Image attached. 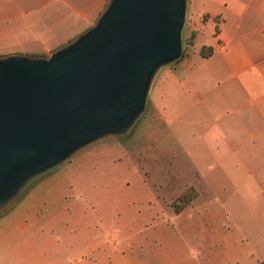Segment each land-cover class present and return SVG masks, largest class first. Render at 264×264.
<instances>
[{
    "label": "crops",
    "instance_id": "1",
    "mask_svg": "<svg viewBox=\"0 0 264 264\" xmlns=\"http://www.w3.org/2000/svg\"><path fill=\"white\" fill-rule=\"evenodd\" d=\"M189 1L201 39L155 72L139 145L111 134L33 179L0 210V264H254L264 257V223L235 205L247 204V188L218 196L210 221H186L200 193L217 195L211 168L238 180L242 169L264 165V0H201L198 10ZM201 44L212 47L206 57ZM132 153L147 162L142 155L135 163ZM172 165H186L190 178L180 169L175 192L165 196L159 170ZM190 185L195 196L175 212L170 200ZM194 240L201 255H189Z\"/></svg>",
    "mask_w": 264,
    "mask_h": 264
},
{
    "label": "water",
    "instance_id": "2",
    "mask_svg": "<svg viewBox=\"0 0 264 264\" xmlns=\"http://www.w3.org/2000/svg\"><path fill=\"white\" fill-rule=\"evenodd\" d=\"M185 3L109 0L48 58L0 57V201L74 150L129 129L157 69L181 53Z\"/></svg>",
    "mask_w": 264,
    "mask_h": 264
},
{
    "label": "rangeland",
    "instance_id": "3",
    "mask_svg": "<svg viewBox=\"0 0 264 264\" xmlns=\"http://www.w3.org/2000/svg\"><path fill=\"white\" fill-rule=\"evenodd\" d=\"M7 1L8 5H3L4 16L1 20L2 22L0 23V26L2 25V28L0 27V57L15 54L40 58H48L49 55L56 49L73 41L80 33L92 26L109 2V0ZM200 2L201 0H196L194 2V10H198ZM204 14L205 13L201 15L202 18L206 16ZM196 23L197 21L195 22L193 18L190 1L187 0L184 19L179 32L181 53L177 58L162 64L160 67L176 63L191 51L193 42L200 41V36L194 37L196 30L193 28V25ZM214 63H216L215 60H212L208 64L212 66ZM225 73L226 72H224V74ZM216 77L217 76H212L210 82L211 84L215 82ZM139 119L140 116L136 119L127 134L120 133L116 136H110V138L115 137L112 140L124 145L128 144L130 141H132L135 145H139L140 138L139 135L136 134L137 126L140 125ZM106 136L109 135L102 137ZM102 137L100 138L102 139ZM85 145L84 147L87 148V145ZM81 149L82 148L74 150L69 156L74 158V156H76ZM142 155L144 154H141V156L138 157L136 153H132L130 158L137 163L142 160ZM179 159L181 160L182 157ZM144 161L147 162L145 155ZM50 168L52 167H49L46 170H49ZM176 168L177 167L173 165L166 166V168L160 167L159 173L163 176L160 190L165 196H170L175 192L177 177H172L177 172H180V169H183V174L187 177L186 179L190 178L188 167L186 165L184 167H178V169ZM219 169V167H213L209 171L213 185V192L217 191V195L215 194V197H213L211 196L213 193H209L207 190L200 193L199 197L193 202V204L188 206L187 212L190 213L187 214L186 221L190 220L195 223L210 221L207 213L209 212V209L214 210V208L219 205L218 196H223L227 192L233 193L234 191H237L236 187H239L238 191L241 188H247L249 191L253 192V195L251 197H247L248 199L246 205L244 200L243 202L237 201L235 205L243 207L247 206L251 208L253 210V215L251 216L253 220H257L260 225L263 224L264 165L258 167L255 165L242 169L238 180L237 178L236 180H233L232 177H226ZM46 170L31 175L28 179H26L22 186L21 184L20 186L18 185L19 187L12 196L9 198L6 197L4 200L2 199L0 201V210L6 207L16 196H18L33 179L42 175ZM178 181L181 182V184L183 182L182 179ZM175 198L170 200V204ZM164 211H166V209ZM114 217L115 221H117V215L114 214ZM246 217L247 216L245 215V218ZM251 217H247V221H250ZM258 230L263 231L260 227ZM200 244L201 242L197 240L192 241L189 249L192 253L189 255H201V251L199 250Z\"/></svg>",
    "mask_w": 264,
    "mask_h": 264
},
{
    "label": "trees",
    "instance_id": "4",
    "mask_svg": "<svg viewBox=\"0 0 264 264\" xmlns=\"http://www.w3.org/2000/svg\"><path fill=\"white\" fill-rule=\"evenodd\" d=\"M207 15V14H204ZM217 30V26H214V33ZM212 52L211 45H200L198 48V53L206 57ZM196 191L192 186H187L184 188L174 200L171 201V205L175 212H178L184 205L190 202V200L195 196ZM254 264H264V257L257 260Z\"/></svg>",
    "mask_w": 264,
    "mask_h": 264
}]
</instances>
